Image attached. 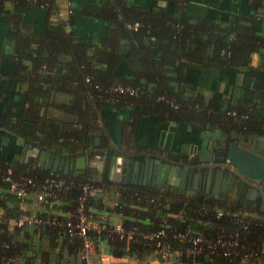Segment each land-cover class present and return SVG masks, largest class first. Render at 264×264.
Instances as JSON below:
<instances>
[{"label": "trees", "instance_id": "obj_1", "mask_svg": "<svg viewBox=\"0 0 264 264\" xmlns=\"http://www.w3.org/2000/svg\"><path fill=\"white\" fill-rule=\"evenodd\" d=\"M69 1L72 13L64 18L58 17L61 10L55 0H0L1 5L8 2L12 6L5 15V42L12 50L0 48V61L14 64L10 76L25 96L20 112L13 103H6L0 128L14 134L19 144L56 145L61 152L74 154L85 144L89 128L97 125L99 114L115 115L117 111H124L129 118L126 125L131 128L149 116L155 123H179L205 132L214 129L226 143L242 144L264 137V0H250L252 15L233 22L206 14L188 15L189 0H151L150 6L128 0L79 5ZM26 6L44 11L42 31H34L23 18L20 10ZM76 11L105 22V35H78L73 29ZM135 22V29L129 26ZM254 55L256 65H252ZM207 72H223L224 79L228 73L254 77L260 83L254 91L262 99L245 97L244 88L232 82L226 83L220 96H213L211 86L197 81ZM119 85L133 89L134 94L114 92ZM64 100L70 103L65 105ZM35 105L43 109V115L34 114ZM49 108L73 113L75 126L47 115ZM7 169L15 177H34L39 182L59 176L69 188L60 193L53 207L40 204L35 208L28 198L21 202L1 185L0 264H35L38 258V264H65V259L71 264L75 255L78 258L81 240L67 233L65 223L74 221L86 184L102 189L85 203L87 221L100 229L88 234L95 247L101 244L114 257L152 253L153 244L141 239V234L165 229L169 238L183 232L187 238L203 234L214 241L221 237L237 242L228 256L222 255L220 247L215 252L205 248L195 257H178L175 263L264 264V213L215 206L198 195L181 198L151 186L116 185L106 177L51 173L0 160L1 174ZM33 211L44 219L55 216L58 223L8 230V219ZM116 223L125 231H134L135 240L120 238L114 230ZM171 244L173 249L186 248L189 241L171 239Z\"/></svg>", "mask_w": 264, "mask_h": 264}, {"label": "crops", "instance_id": "obj_2", "mask_svg": "<svg viewBox=\"0 0 264 264\" xmlns=\"http://www.w3.org/2000/svg\"><path fill=\"white\" fill-rule=\"evenodd\" d=\"M99 0H75L76 4L80 3H95ZM129 3H142L143 5L150 6L152 4L151 0H128ZM56 6L59 10H64L67 6V0H55ZM160 4L165 5V2H160ZM23 18L25 21L31 25L34 31L40 32L44 28L45 23V13L42 9L33 6H26L21 8ZM11 3L0 4V48L5 51L12 50L8 44H6V32L8 30V22L6 20V14L11 12ZM253 6L250 0H189L187 5V13L191 16L198 15H208L216 20H228L236 21L238 19L243 20V18H249L253 12ZM73 29L78 35L90 36L93 38H100L106 33V23L100 19L87 18L81 15L79 11L75 12ZM257 56L254 55L252 59V65H256ZM14 64L9 61H0V114L3 113L6 103L11 102L16 105L17 109L21 107L22 102L25 100V96L22 93L21 87L17 85L15 79L10 75L14 73ZM212 72L203 73L198 77L202 84L209 85L214 89V95L220 96L223 91H225L228 82H237V74H226L228 79H224L225 75L223 72L217 73L216 75H211ZM237 76V77H236ZM255 95L262 99V95L258 93L249 92L245 93V97H250ZM24 104V103H23ZM109 115V114H107ZM113 115H109L110 117ZM116 119L111 120L107 126L111 134V137L118 132V129L122 127L120 135V141L117 143L119 146H132L133 148H138L137 150H151L158 152L160 154H169V150L178 151L185 143H195L196 134L200 130L191 129L183 124L179 123H155L152 117H146L140 123V125L131 128L127 126L128 116L124 114V111L120 113L116 112ZM115 117V116H114ZM217 132V131H216ZM124 134L126 135L124 137ZM204 141H208V135H219L220 133H215L214 129H210V133H202ZM190 137V138H189ZM117 138V136H116ZM256 140L261 141L264 144V137H253L249 142L242 143L241 145L247 148L260 147ZM22 143V142H21ZM19 144L17 138L11 132L0 128V160L9 161H22L20 156V150L17 151V146ZM196 145V143H195ZM31 207H38L39 204L29 201ZM46 248V247H45ZM28 252V255H31ZM112 257V258H111ZM66 263H69L68 259H65ZM40 262L39 258L36 260L35 264ZM65 263V264H66ZM90 264H164L160 262L154 252L147 254L142 253L139 256H123L114 257L109 254L105 248L100 244L95 247V252L91 257ZM173 264V263H172ZM174 264H181L175 263Z\"/></svg>", "mask_w": 264, "mask_h": 264}, {"label": "flooded vegetation", "instance_id": "obj_3", "mask_svg": "<svg viewBox=\"0 0 264 264\" xmlns=\"http://www.w3.org/2000/svg\"><path fill=\"white\" fill-rule=\"evenodd\" d=\"M233 75V73H228ZM238 75V74H237ZM237 77V76H236ZM237 82H232L234 84H239L244 88V93L253 92L256 93L254 90L258 89L260 86L259 80L252 77L253 81H248L249 76H246L244 74L238 75ZM255 81V82H254ZM231 83V82H230ZM213 96H215L213 94ZM1 97V95H0ZM64 104L70 103V100L67 101L64 100ZM43 109L39 107L38 105H35L33 107L34 114H44ZM20 112V109L19 111ZM47 115H50L51 117L55 118L56 120L60 122H67L72 123L73 126H75L77 119L76 116L73 113H70L67 109L65 110H53L51 108L46 111ZM115 116V117H114ZM109 118L112 120H117L116 115H112L111 117L107 115V113H101L99 114L97 120H96V126L89 128V133L86 138V142L84 145H82L81 150L76 153H65L61 152L59 148H56V145L53 148H48L46 146L41 145H32L31 150L28 147L30 143H20L21 145L17 146V151L20 154V158L22 161H19L17 163H24L27 164L29 167H39L43 170H47L51 173H63L68 175H76V174H85V175H93L97 176L98 178L102 179L103 177H106L108 179L109 176V162L111 160V157L117 160L119 157H122L124 159H127L129 161V165H127L128 173H126L123 176H118L117 181H111L114 184H137L141 186H151L153 188L159 189L162 193L163 192H171L172 194L175 193L181 198H188V197H195V195L202 196L203 198H206L211 203H213L215 206H221V205H227V206H235L239 208V210L249 213V214H256V213H264V207L262 209L263 203L262 199L260 197L259 191L254 192L253 189L250 190V186L243 185L242 188H236L237 190H232L234 182L237 180L234 177L233 171L227 169V168H219L214 166L217 163V160L222 159L223 153L225 150L223 149V146H221L220 143L217 144L215 151L209 152L208 156L204 158V160L200 159V156L195 153V143L196 145L200 143V138H203V134L205 131H200L198 134H196V141L195 143H185L182 145L181 148L178 149V151L169 150V154L165 155L166 159L169 161H172L174 165L176 166H190L188 169L192 176L191 178H188L185 183L182 182L181 185L175 187L171 184L167 183H156L155 185H152V180L148 179L147 174L143 175L142 179L137 177L136 173V161L143 160V156H137L134 154H124L119 151H113L109 150L107 151L104 149L103 145H114L115 147H119V141H120V135L122 136L123 133L122 127L118 129V132H115L114 137L110 136L108 137L106 133V127L107 124L110 122ZM208 128V127H207ZM210 130V128H209ZM109 131V130H108ZM210 131H208L209 133ZM117 136V138H116ZM126 135L124 134V137ZM220 137V134L218 135H208V143L213 142V140L218 139ZM190 138V137H189ZM218 142V141H217ZM118 143V144H117ZM197 145V146H198ZM241 145V144H240ZM129 146V145H128ZM58 147V146H57ZM132 148V146H129ZM37 148L39 152H44L46 150L51 152V157L49 159V162L45 163L42 160V156H39L37 158L33 157L32 155L35 153L33 152V149ZM199 148V147H198ZM197 148V149H198ZM134 149V150H133ZM131 151L133 153L136 152L138 148H133ZM260 153L264 154V144L260 147ZM84 157V165L83 167H77L76 165V159L78 157ZM105 158V159H104ZM69 159V166L67 170L65 171V162ZM123 161V160H122ZM164 161V160H162ZM199 164H205L207 166L204 167H197L196 165ZM219 170H223L222 172ZM210 172V173H209ZM136 173V174H135ZM209 173L211 174V181L214 183L218 189L216 191H213V186H210L208 189L203 188L201 184V175ZM215 173H218V176L221 174L223 175V180L220 184L217 182L218 177ZM235 179V180H234ZM109 180V179H108ZM123 180V181H122ZM110 181V180H109ZM234 181V182H233ZM233 183V184H232ZM249 201L248 204L245 202Z\"/></svg>", "mask_w": 264, "mask_h": 264}, {"label": "built area", "instance_id": "obj_4", "mask_svg": "<svg viewBox=\"0 0 264 264\" xmlns=\"http://www.w3.org/2000/svg\"><path fill=\"white\" fill-rule=\"evenodd\" d=\"M70 1L67 0V6L64 10L58 12V17L66 18L72 13L70 8ZM68 27V22L65 23ZM132 28H136L138 23L135 22L133 25H129ZM114 92L126 93L133 95V89L129 87L116 86L112 89ZM2 184L6 185V189L12 192L21 202L26 198L33 201L36 204H41L48 208L53 207L59 200V195L62 192L68 190L69 186L65 185L63 178L59 176H48L42 181H37L34 177L20 176L15 177L11 169H7L5 173L0 172V187ZM83 195L79 198V203L75 209V219L67 220L65 223L66 231L70 236L77 237L81 240V248L78 251V264H90L91 257L95 252V245L93 239L89 236L88 232L91 229L99 231V227L94 223L87 221L85 216V203L89 197L95 196L102 192V189L93 185H83ZM1 197V196H0ZM222 215L221 212L217 213V217ZM2 218L0 215V223ZM7 228L9 231L16 227L23 226H36V225H53L57 224L56 217L44 219L38 216L36 211L30 214L21 215L19 218H11L7 220ZM120 238H125L127 241L135 240L134 231H125L119 223L115 224L114 229ZM188 234L183 232H175L169 238V234L165 229H158L155 231L144 232L141 234V239L153 244L154 253L158 260L164 264H172L178 257H195L203 252L206 248L212 252H215L218 248H221L223 256L230 254V247L237 244V242L217 238L215 241L207 239L203 234H197L187 238ZM171 239L183 243L185 240L189 241V245L173 249ZM237 239V237H236ZM237 241V240H236ZM112 258V257H111Z\"/></svg>", "mask_w": 264, "mask_h": 264}, {"label": "water", "instance_id": "obj_5", "mask_svg": "<svg viewBox=\"0 0 264 264\" xmlns=\"http://www.w3.org/2000/svg\"><path fill=\"white\" fill-rule=\"evenodd\" d=\"M241 23L251 25V22L248 21H241ZM248 81H253L252 77H249ZM255 82V81H254ZM107 136H110V132L108 129H106ZM209 139V138H208ZM206 141V140H205ZM204 138H200L199 145H194L195 147V153L200 156L201 160H204L206 156H208L209 152H213L216 149V146L218 143L223 146V149L225 152L223 153V158L217 160V163L214 165L216 167H219L221 169L227 168L234 173L235 179H237L234 182L232 190H237L238 188H242L243 185L250 186V190L253 189L254 192L259 191L260 197L262 199V209L264 207V154L260 153V147L263 145L260 143L261 141L256 140L257 143H259L260 147L256 148H247L243 145L237 144L235 142L226 143L222 136H220L218 139L213 140V142H205ZM218 141V142H217ZM31 144L28 145V147L31 150ZM104 149L107 151L109 150H115L119 151L124 154H134L137 156H145L143 160L136 161V173L137 177L142 179L143 175L147 174L148 179L152 180V185H155L156 183H167L171 184L175 187L179 186L185 181H187L188 178H191L192 174L188 170L190 166H187L184 164V166H176L173 164L172 161H169L166 159V156L163 154H160L155 151L151 150H136L135 153H133L131 150V147L129 146H119L118 148L114 145L108 144L103 145ZM199 147V148H198ZM198 148V149H197ZM136 149V148H135ZM134 150V149H133ZM33 152H35L32 156L37 158L39 156L38 153H40V156H42V160L47 163L49 162V159L51 157V152L46 150L44 152H39L37 148L33 149ZM105 159V158H104ZM84 157H78L76 159V165L77 167H83L84 165ZM123 160V161H122ZM164 160V161H162ZM129 161L127 159H124L122 157H119L116 163V160L114 157H111V160L109 162V176L108 179L110 181H117L118 176H123L126 173H128L127 165ZM69 166V159L65 162V171L67 170ZM197 167H204L207 166L205 164H199L196 165ZM223 171V170H219ZM135 173V174H136ZM210 173V172H209ZM206 173L201 175V184L203 188L208 189L210 186H213V191H216L218 187L212 183L211 181V174ZM218 177V184L221 183L223 180V175L221 174L218 176V173H215ZM124 177V176H123ZM117 180H115V179ZM234 179V180H235ZM123 181V180H122ZM233 184V183H232ZM237 188V189H236ZM246 204L249 203V201L245 202ZM71 264H78V258L75 255V257L72 259Z\"/></svg>", "mask_w": 264, "mask_h": 264}, {"label": "rangeland", "instance_id": "obj_6", "mask_svg": "<svg viewBox=\"0 0 264 264\" xmlns=\"http://www.w3.org/2000/svg\"><path fill=\"white\" fill-rule=\"evenodd\" d=\"M174 264V263H173Z\"/></svg>", "mask_w": 264, "mask_h": 264}]
</instances>
